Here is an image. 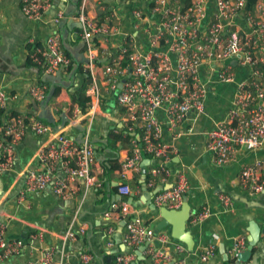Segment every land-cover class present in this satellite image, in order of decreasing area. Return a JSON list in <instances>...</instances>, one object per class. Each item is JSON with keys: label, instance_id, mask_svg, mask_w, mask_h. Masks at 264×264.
<instances>
[{"label": "built area", "instance_id": "built-area-1", "mask_svg": "<svg viewBox=\"0 0 264 264\" xmlns=\"http://www.w3.org/2000/svg\"><path fill=\"white\" fill-rule=\"evenodd\" d=\"M207 0H190V6L182 11L175 0H146L151 13L159 21L144 19L142 12L132 13L133 28H142L146 47L139 48L131 37L122 38L114 47L118 34V14L115 9L100 7L99 14L89 7V1L82 0L76 14L71 18L63 11L54 18V24L67 26L74 20L77 34L84 50L85 63L82 71L90 78L85 97L88 114L84 119L91 123L97 112L94 103L102 92L117 91L115 100L126 114L122 135L129 143L128 155L120 162L118 175L120 184L117 196L128 198L133 191L126 183L131 172H140L142 161H151L154 166L147 174V186L154 188L157 180L162 183L172 170L162 163L176 149L161 142L163 129L175 139L176 129L190 115H201L209 89L216 84H234L235 95L230 103L227 118L218 122L206 136V150L214 157L217 166H225L234 160L237 151L244 148L255 151L264 146V0H256L251 9L246 8L247 0H214L212 12L206 7ZM94 8L98 0H92ZM51 0H23L21 10L30 21H39L49 9ZM115 49L113 54L104 48ZM27 59L31 67L47 77L57 70L74 67L69 55L62 48L57 33L49 36L42 45L30 41ZM123 55L120 56V53ZM119 53V55H118ZM128 57V68L121 69V59ZM122 57V58H121ZM105 61V65H101ZM236 62L232 65L229 62ZM108 62V63H107ZM107 63V64H106ZM103 64V63H102ZM76 67V65H75ZM247 73L236 81V69ZM131 74L129 75V71ZM122 88L118 86L121 82ZM51 91L47 85L39 84L29 89V96L37 103H45ZM15 95L9 96L0 88V174L11 168L16 158V146L26 133L37 136L50 133V127L39 119L23 115H10L6 107ZM76 113L70 126L84 119ZM89 115V116H88ZM53 142L45 143L36 151L34 158L39 168L23 173L24 184L17 201L25 202L28 194L51 188L60 199L75 194V183L83 181L85 188L99 191L108 182L95 171V151L90 142L88 129L80 142L56 132ZM236 186L254 196L264 193V163L261 161L244 165L238 174ZM188 191V181L182 171H175V181L169 188L156 192L152 202L157 208L179 210ZM223 209H230V198L219 196ZM119 209V213H114ZM132 209L126 202L117 205L112 202L105 214L106 220L123 221V243L133 249L146 245V253L152 264H168L170 256L165 250L155 247L152 240L161 245L168 242L165 234L155 233L142 220L131 219ZM209 216L208 210L195 214L192 223H200ZM5 226L0 224V263L17 254L22 248L19 242L10 243L4 239ZM85 234V228L77 233L67 232L61 239L75 241ZM264 244V234L260 238ZM246 247L245 237L240 236L230 251L231 264H237L238 255ZM174 250L180 254L184 246L174 243ZM215 247L209 245L199 253V260L207 262L214 258ZM53 252L46 248L39 264H53ZM87 261L89 254H82ZM133 255L118 256L117 264H131ZM35 264V263H28ZM176 264H186L183 258Z\"/></svg>", "mask_w": 264, "mask_h": 264}, {"label": "crops", "instance_id": "crops-1", "mask_svg": "<svg viewBox=\"0 0 264 264\" xmlns=\"http://www.w3.org/2000/svg\"><path fill=\"white\" fill-rule=\"evenodd\" d=\"M14 1L0 0V51L4 48V43L14 47L10 55L1 52L0 56L9 58L17 69L16 75L0 73V88L7 95L17 97L8 102L6 113L39 119L46 123L51 131L41 136L26 133L16 146L13 166L0 174V224L5 226L4 239L6 242L22 244L17 254L0 264H28L30 262L39 264L41 254L46 248L53 252V264H105V258L109 255L118 257L130 254L133 255L131 264H150L151 258L146 250L139 253L141 246L131 250L123 243L124 227L119 226L123 221H115L116 227H113L110 225L113 221L105 218L108 207L113 201L119 205L115 191L120 184L117 170L105 171L101 175L102 179H105L114 189H110L107 185L99 191L87 189L83 181L79 180L75 183V194L70 198L56 200L50 189L45 188L42 191L28 194L24 203H18L19 191L24 184L23 173L26 170L39 168L34 155L43 144L53 142L52 135L56 132L61 131L80 142L88 129L90 142L95 151L94 169L98 175L104 166L110 169L120 164L122 159L128 155L129 143L121 134L126 123V114L116 103L117 91L102 92L101 97L94 103L96 108L94 111L97 112L93 115L91 123L84 119L88 114L87 110L82 113L77 107L74 110L70 108L71 95L81 84L82 75L76 74L78 66L85 63L84 50L77 34L75 21L73 20L69 26L63 23L55 25L53 21H50L49 9L53 3L51 0V6L39 21L28 20L26 26H21L19 20L14 22V25L20 29V31L17 30V34L20 37H28V40L21 43L22 46L20 44L15 50L17 44L8 39L13 37L10 22H13L15 18ZM88 1L92 12L96 11L99 15L101 14L99 9L102 6L116 10L118 34L114 37V47L124 37H131L141 49L146 47L147 37L142 28L135 30L132 26V13L135 9L142 12L144 19L149 18L152 21V23L148 22L149 25L154 26L158 23L159 20L153 17L151 7L146 0H98L99 6L96 8L92 0ZM169 1L172 3V0ZM81 2L82 0H61L59 6L62 4L63 12L71 18L73 14H76L77 5ZM206 2L207 9L212 12L214 0ZM54 33L60 36L62 48L72 59L74 67L70 68L69 72L57 70L47 77H41L37 69L28 63L27 46L30 41L35 45H42ZM104 48L110 55L115 52L113 47L104 46ZM246 73L241 68L236 69V81L244 78ZM39 84H46L49 88L61 86L62 89L54 99L40 104L29 96V89ZM234 95V84L213 85L207 95L204 113L190 115L176 129L179 134L176 139L172 133L163 129L161 142L167 147L174 146L176 149L175 153L161 160L172 170V174L165 179V182L162 183L158 179L154 188L147 186V174L154 164L145 160L141 163L145 165V174L142 171L131 172L126 180L133 191L131 197L134 207L130 206L133 211L131 219L142 220L154 232L158 218L149 220L150 210L145 202L152 199L151 193L158 186L171 187L175 181V171H182L187 178L186 200L190 209L196 211V214L204 209L209 211V216L205 220L193 224L191 217L187 226V229L192 231L194 241L191 252L182 243L171 238L170 227L160 232V234L167 235L166 244L161 245L156 239L152 240L155 247L165 250L170 256L168 264L172 261L174 254H178L174 250V243L184 246V252L178 255L182 256L180 258H183L186 264H231L229 262L231 260L230 251L234 241L241 235L244 236L246 244L244 251H246L250 245L249 238L252 232L255 233L264 227V193L254 196L236 186L239 171L244 165L257 161L264 163V146L255 151L239 149L234 160L225 166H217L213 155L206 150L207 133L218 122L227 118ZM71 111L73 112L70 113ZM79 112L81 113L78 117L84 120L70 126L73 116ZM112 137H117V139ZM222 194L230 198L229 210H224L222 207L219 199ZM81 228H85V234L75 241L59 238L67 232L77 233ZM261 244L264 245L263 242ZM209 245L215 247L214 258L202 262L198 255L203 248ZM222 248L228 257L227 260L221 252ZM259 252V247L255 246L248 263L252 261V256H257ZM82 254H89L91 258L83 261L80 257ZM260 261L264 264V256ZM113 264H117L116 261Z\"/></svg>", "mask_w": 264, "mask_h": 264}, {"label": "water", "instance_id": "water-1", "mask_svg": "<svg viewBox=\"0 0 264 264\" xmlns=\"http://www.w3.org/2000/svg\"><path fill=\"white\" fill-rule=\"evenodd\" d=\"M23 0H15L14 6H13V14L15 15V18L13 19V22H10L11 27V34H13V37L8 38L9 41L15 42L17 44V47H15V50L20 46V44L25 43L26 40H28V37H20V35L17 34V30L20 31L19 27L14 25V22L16 20H19L21 23V26H26L28 23V18L24 15V13L21 10V3ZM59 2L61 0H53L52 7L49 9V19L50 21H54V18L58 15L59 12L63 11L64 8L62 7V4L59 6ZM7 37V36H6ZM16 37V38H15ZM21 44V46H22ZM13 46L8 45L7 43H4V48L1 49V52L10 55L12 52ZM232 65H236V62H229ZM131 74V70L129 71V75ZM86 78V77H85ZM125 82L123 80L121 84L118 86L119 89L122 88V84ZM85 83L84 77H81V84L75 89V92L80 90L82 88V85ZM74 92V93H75ZM147 165V164H146ZM141 171L143 174H145V165L141 164ZM52 192L51 188H49ZM164 189L163 186H158L153 193H151V197L154 196L156 192L162 191ZM53 194V192H52ZM53 197H55L56 200H60L57 198L54 194ZM116 200L118 202H126L129 206L134 207L133 198L130 196L128 198L122 197V196H116ZM145 204L149 207L150 213H149V220L158 218V222L155 228L156 233H160L162 230H164L167 227H170V236L172 239L182 243L186 249L191 252L194 247V241L192 238V231L190 229H187V226L191 220V217L193 218L196 214V211H192L190 207L187 204L186 196L183 199V204L180 207L179 210H168L166 208H157L153 203L152 199L145 202ZM125 225V222H122L119 226L123 228ZM264 234V227L262 230L258 229L257 232H252V236L249 238L250 245L246 249V251H242L238 255V263L237 264H261L260 259L262 256H264V245L260 243V235ZM262 245V246H261ZM255 246H258L260 249V252L257 254V256H252V261L248 263L249 258L252 255L253 248ZM146 245L139 248L140 251L146 250ZM129 250V248H127ZM132 250V249H131ZM130 251V250H129ZM131 252V251H130ZM221 252L224 254L225 259L227 260L228 257L225 255L223 248L221 249ZM181 255H176L172 257V261L169 264H176L177 260L180 258ZM182 257V256H181ZM150 264H152V260H150Z\"/></svg>", "mask_w": 264, "mask_h": 264}, {"label": "trees", "instance_id": "trees-1", "mask_svg": "<svg viewBox=\"0 0 264 264\" xmlns=\"http://www.w3.org/2000/svg\"><path fill=\"white\" fill-rule=\"evenodd\" d=\"M128 1H131V0H128ZM175 1L177 2L178 6L181 8L182 11L186 10L190 6V0H175ZM255 3H256V0H247L246 8L247 9L253 8ZM172 6H174L173 3H172ZM78 7H79V4L77 5V8ZM102 16H103V14L101 13L99 15V17H102ZM119 53H118V55H119ZM121 55H123V53H120V56ZM102 63H101V65H105V61ZM120 67H121V69L129 67L128 57H126L125 55L121 59V66ZM82 68H83V64L79 65L78 69H77L78 72L76 74L82 75V77H84V79H85V83L82 85V88L80 90L76 91L74 94L71 95L70 108H71V110H74V108L77 107V108H79V110L82 113H84L89 108V105H87V103H86L88 99L85 97V93H86L87 88H89L91 81H90V78L87 76V74L83 73ZM66 70L69 72L70 68H68ZM0 73L10 74V75H16L17 74V69L12 65V62L9 58L4 57V56H0ZM39 74H41V73L39 72ZM70 88H72V87H70ZM48 89L51 91V94L49 95L47 101H50L51 99H54L59 94V91L62 89V87L61 86H57V87L52 86V88L48 87ZM72 112L73 111H71L70 113H72ZM112 138L117 139V137H112ZM114 141H116V140H114ZM118 165L119 164H117V166L114 165V166L110 167V169L105 168L106 172H110V171L112 172V171H116V170L119 171L120 165L119 166ZM108 187L110 189H114L113 187H111V185H108ZM115 191H116V189H115ZM118 204L120 205L119 202H118ZM119 211L120 210L117 209L114 213H119ZM110 225H112L113 227H116V224L114 221L111 222ZM116 258L117 257L109 255L105 258L104 262H105V264H113L116 261ZM229 262L232 263L233 261L230 260Z\"/></svg>", "mask_w": 264, "mask_h": 264}]
</instances>
